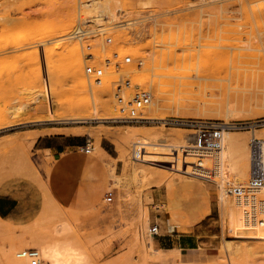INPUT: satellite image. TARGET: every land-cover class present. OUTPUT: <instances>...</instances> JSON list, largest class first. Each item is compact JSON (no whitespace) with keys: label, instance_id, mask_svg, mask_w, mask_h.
Listing matches in <instances>:
<instances>
[{"label":"rangeland","instance_id":"374dc122","mask_svg":"<svg viewBox=\"0 0 264 264\" xmlns=\"http://www.w3.org/2000/svg\"><path fill=\"white\" fill-rule=\"evenodd\" d=\"M88 1L0 0V16L8 19L0 21V195L14 197L16 204L9 215L0 216V264H10L4 252L14 239L32 244L34 234L51 232L62 222L94 264H264V252L244 254L247 248L260 252L256 245L264 241L227 232L221 204L222 196L230 197L225 188L167 167L165 159L143 163L145 172L134 175L121 153L123 143L114 135L137 128L177 144V135L193 140L191 121L212 120L236 125L226 130L250 131L247 151L253 126L264 138V0H131L123 3L124 11L117 10L114 0H90L108 7L87 13ZM80 8L90 17L104 13L99 24L109 26L85 42L90 50L74 38L63 39L70 37ZM109 11L123 21H112ZM64 17L71 22L61 26ZM65 47L76 49L81 59V90L74 86L72 55L61 53ZM122 48L130 50L113 61ZM87 53L94 57H84ZM128 55L130 64L124 62ZM85 63L103 68L100 85L85 75ZM140 67L130 76L124 73ZM120 79L129 80L128 87L123 85L127 104L141 89L149 90L151 100L160 99L156 113L165 120L151 119L145 108V123L108 120L122 114L116 97ZM91 85L100 88L94 92ZM94 94L107 106L98 114L92 107ZM81 98L88 108L70 109ZM71 116L88 119L74 121ZM50 133L80 136L94 149L40 150L38 137ZM126 148L132 160L135 149L132 144ZM193 155L197 165L201 155ZM89 176L95 183L106 181L93 200L85 193V186L92 188ZM235 177L225 175V180L248 176ZM109 191L111 202L105 200ZM140 211L147 212V227ZM155 224L159 234L152 235ZM172 234H192L196 242L162 248L157 240ZM150 235L158 251L150 246ZM227 241L238 253L226 250Z\"/></svg>","mask_w":264,"mask_h":264},{"label":"bare ground","instance_id":"6f19581e","mask_svg":"<svg viewBox=\"0 0 264 264\" xmlns=\"http://www.w3.org/2000/svg\"><path fill=\"white\" fill-rule=\"evenodd\" d=\"M114 1L117 3V7H116L118 8L117 10L124 11L125 9L123 8V3L129 2L131 0H114ZM4 2H0V4L2 5ZM101 5L105 6V4H100L94 1L91 3L90 0L88 1V3L84 4V6L87 7L88 9L87 13H92V12L94 13L96 9L100 7ZM101 7L104 9L103 6ZM105 7H108V5H106ZM103 9L102 11H104ZM114 12L109 11V14L112 13L110 16L111 20L112 21L117 20L116 21L117 23L122 22L123 20L118 19L116 16V13ZM103 14L104 13L101 14L100 12L95 13V15L92 14L93 16L91 15V17H93V19L91 18L92 19L91 21H94L96 23H102V21L104 20ZM7 20H8L7 17L0 16V21L2 23H5ZM59 20L61 22L60 23L61 26L68 25L71 22V19L69 17L67 18L64 17ZM130 23L131 22H126L120 25H127ZM136 34H137L136 36L139 37L141 35V32H138ZM63 39H71V36L64 37ZM261 39L263 38L261 37ZM129 50L130 49L128 48H124V49L122 48L119 51V53L116 55V57L113 58V61H117V62L120 61L121 58L119 57V54H122L124 52H129ZM44 51H48V50H44ZM67 52H69L72 55L71 57H69V59L71 61V74L75 77L74 86L75 88H78L81 90L83 89V86H84L81 59L79 58L77 54H75L76 49H66L65 47L61 51V53H67ZM131 52L135 56H137L136 50H133V51L131 50ZM110 57H112V55H110ZM46 59L48 58L46 57ZM142 59H145V57L141 58V60L140 59L138 60L142 61ZM141 70H143L142 67L133 68V69L124 71V73L130 76V74L137 72V71H141ZM102 79L103 77L101 78V83H102ZM92 82H94L97 85L101 84L95 81H92ZM91 87L94 89L93 90L94 92L100 88V86H93V85H91ZM105 104H106L105 101L102 100L100 96L95 95L93 97V105H92L94 113L98 114L100 110H102L104 107H107L105 106ZM160 107H161L160 99L157 97L154 100L149 101L145 105V110L150 111L152 113L151 119L154 118L158 120H165L164 115H160L156 113ZM86 108H88L86 98H81L76 105L70 107V109L77 110V111H82ZM110 116H106L105 118H110ZM68 119L74 120V121L75 120L84 121L88 119V117L71 116ZM251 126H253V124H251ZM248 132L245 133V132L231 131V130L225 129L223 148L220 153V160L218 159V156L215 155V153L207 152V153L199 154V153H196L194 150H191L190 146L192 145V141L184 134L176 136V139L178 141L177 144L176 143L175 144L165 143L164 141L167 140L168 138H165L163 136H157V135L152 136V134L146 135L145 132H141L137 128H132L129 131L114 133V135L117 138H119L120 142L123 143V148L121 149V153L125 159L126 166L130 167L133 170V172L135 173L134 175L136 174L139 175L140 172H142L141 173L142 175L145 172L146 169L143 167V163H153V164L156 163L157 164L158 162H156V160L165 159V161L168 162V163L166 162L167 167L177 166L175 168H177L178 170L182 172H188L200 178L211 180L212 182L216 183L217 186L221 190L222 188L223 189L225 188L224 192L230 195V197H223V196L221 197L222 207L226 208L225 212L223 211L222 218H223V223H224V226L226 227V230L228 229L227 232L230 230L233 233L239 234V236L243 235V236H248L249 238H253L259 241H264V225L257 226L249 222H246L243 208H241L236 197L231 195L228 190V185L234 181L225 180V175H232V173L235 174L236 179L249 176V169H250L249 149L247 151V145H246V136ZM261 132L262 130L257 129L253 126L251 130V135L257 136V135H260ZM96 134H97L96 136L98 137L101 135V133H96ZM225 141L227 142V145ZM128 144H132L135 149V153L134 152L133 153L136 156L133 155L134 157H132V160L127 155L128 153H127L126 147ZM98 148L103 153H106L101 145H98ZM224 151L227 153V154L225 153L226 156L224 155ZM193 153L197 155H201L199 156L200 158L197 161V165L195 164L193 165V162H195L193 161V157H194ZM208 153L212 155L202 156L203 154H208ZM189 155L191 157H189ZM194 159H196V157ZM113 167L109 168V172L112 177L116 176L115 168ZM146 177L148 176L144 174V178ZM239 181H243V180L239 179L236 182H239ZM256 194L264 195V188L257 189L256 191L252 192L251 196H254ZM231 197L235 200L236 204L231 200ZM143 211H140V214L141 215L144 214L145 216L144 222L147 227V224H148L147 212L143 213ZM170 225L171 227H174L173 223H171ZM69 230H70V227L68 226V224L62 222V223L56 224V226H54L51 232H48V233L41 232L38 234H34L33 235L34 243L32 244H26L20 238H16L11 242L7 250L4 252V256L10 264H27V260L25 258H21L17 255L18 251L16 249L19 247L25 248V247L36 246V248H38L41 251L44 264H94L91 261V259L88 257V255L85 253L82 245H80L77 241H74L68 237ZM149 240H150L149 244L152 247L153 238L151 235L149 237ZM245 246L248 247L250 246V244H246ZM226 248H227L226 250L227 251L230 250V253L232 254L238 253V248L233 249L232 244L228 241L226 242ZM258 248L261 249L260 252L257 250L250 251L247 248L245 249L244 254L246 255V257H249L252 254L258 255L264 252V244L256 245L255 249H258ZM152 249L154 248L152 247ZM155 251H158V250L156 249Z\"/></svg>","mask_w":264,"mask_h":264},{"label":"built area","instance_id":"2783aa9c","mask_svg":"<svg viewBox=\"0 0 264 264\" xmlns=\"http://www.w3.org/2000/svg\"><path fill=\"white\" fill-rule=\"evenodd\" d=\"M109 26H103L99 23L91 21V17L84 13L81 8L78 10V17L75 26L69 34L71 38L78 40L85 50H90L91 45L87 42L92 38L105 33ZM85 45V46H84ZM84 57H94L92 53L84 54ZM124 62L130 64L133 62L131 55L125 57ZM84 73L89 79L100 83L104 75L102 67H96L91 63L84 64ZM116 97L121 103L122 114L119 117L110 118L112 122L125 121L133 123H145L149 118L144 114L145 105L151 101L152 93L149 90H140L135 94L130 103L124 100V86L129 85V80L117 81ZM190 125L194 128L191 150L202 154L207 152L215 153L220 160V153L223 148L224 130L232 129L235 124H224L220 121L212 120H196L191 121ZM84 152L91 153L93 150L92 142L87 140L86 145L82 147ZM249 149V176L247 179L239 182H231L228 185V190L231 195L236 197L241 208L244 210L245 220L251 224L261 226L264 225V195L256 194L251 196V193L257 189L264 188V138L256 135H251L248 142ZM215 156V157H216ZM107 202L113 200V193L107 192L105 196ZM152 235L159 234V225L155 224L150 227ZM17 255L27 260V264H44L41 251L36 247L21 248Z\"/></svg>","mask_w":264,"mask_h":264},{"label":"crops","instance_id":"0c3cea01","mask_svg":"<svg viewBox=\"0 0 264 264\" xmlns=\"http://www.w3.org/2000/svg\"><path fill=\"white\" fill-rule=\"evenodd\" d=\"M87 140L83 139L80 136L74 134H65V133H50L41 135L38 137L36 143L39 145V149L42 151H49L51 153H63L67 150L83 147L86 145ZM103 148V147H102ZM104 149V148H103ZM105 150V149H104ZM106 151V150H105ZM94 164V163H93ZM98 164V163H97ZM94 177H87L92 182V188L87 186L85 193L90 199H94V194L98 193L99 188L105 185L106 181L99 183L94 182ZM86 180V179H85ZM16 206L15 198L9 195H0V216H7ZM169 238H159L158 244L162 248L173 249L176 245L181 246L183 243L186 244L188 241L196 242V239L193 238L192 234H172ZM190 245V244H189Z\"/></svg>","mask_w":264,"mask_h":264}]
</instances>
